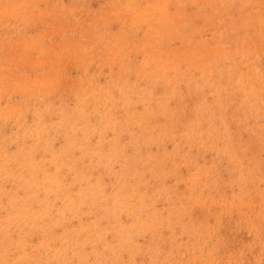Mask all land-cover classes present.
Returning <instances> with one entry per match:
<instances>
[{
  "label": "rangeland",
  "instance_id": "rangeland-1",
  "mask_svg": "<svg viewBox=\"0 0 264 264\" xmlns=\"http://www.w3.org/2000/svg\"><path fill=\"white\" fill-rule=\"evenodd\" d=\"M0 264H264V0H0Z\"/></svg>",
  "mask_w": 264,
  "mask_h": 264
}]
</instances>
